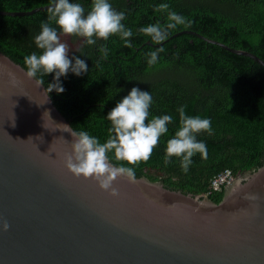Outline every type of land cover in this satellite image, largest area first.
<instances>
[{
	"label": "water",
	"instance_id": "1",
	"mask_svg": "<svg viewBox=\"0 0 264 264\" xmlns=\"http://www.w3.org/2000/svg\"><path fill=\"white\" fill-rule=\"evenodd\" d=\"M49 96L0 52V264H264V164L218 204L136 177L113 197L67 169L76 131Z\"/></svg>",
	"mask_w": 264,
	"mask_h": 264
},
{
	"label": "trees",
	"instance_id": "2",
	"mask_svg": "<svg viewBox=\"0 0 264 264\" xmlns=\"http://www.w3.org/2000/svg\"><path fill=\"white\" fill-rule=\"evenodd\" d=\"M79 2L90 8L91 0ZM111 3L118 11L126 12L125 23L134 33L130 38L132 47L113 37L108 41V58L101 59L99 46L103 41L88 46L83 38L69 36L78 45L71 55L84 59L89 71L79 77L71 72L66 78L61 77L65 91L59 95L48 92L49 95L76 132L88 131L104 142L109 126L105 117L117 102L133 87L151 91L152 114H170L174 123L169 125V133L161 138L150 159L134 166L135 177L184 194L207 195L212 202L220 203L225 189L212 190V182L220 173L231 170L236 179L256 172L264 164V67L205 39L250 52L264 61V0ZM160 3H168L185 16L189 26L173 31L162 45L159 62L149 66L146 54L160 46L152 44L138 29L165 22L166 13L155 10ZM50 4L51 0H0V11H31ZM47 17L48 10L22 17L0 15V52L26 69L25 56L40 51L34 37ZM184 31L191 33L176 36ZM42 78L47 89L54 73ZM181 105L186 106L188 115L212 121L211 133L203 132L198 137L206 143L207 155L194 156L188 172L181 169L175 158L167 166L163 159L166 141L179 127L177 108Z\"/></svg>",
	"mask_w": 264,
	"mask_h": 264
},
{
	"label": "clouds",
	"instance_id": "3",
	"mask_svg": "<svg viewBox=\"0 0 264 264\" xmlns=\"http://www.w3.org/2000/svg\"><path fill=\"white\" fill-rule=\"evenodd\" d=\"M155 10L166 13L165 22L158 21L138 29L152 44L160 46L146 54L149 66L159 62L160 54L164 51L162 45L169 40L172 32L181 26H189L186 17L171 9L168 3L156 5ZM126 18V12L114 8L111 0H91L89 9L79 0H51L47 20L41 23L40 31L34 37L40 51L24 58L26 76L42 86V77L54 73V80L47 84L46 91L62 94L65 88L61 77L66 78L70 72L79 77L87 74L89 68L80 56L70 55L69 47L61 41V36L83 38L88 46H96L103 41L99 51L101 59H107L110 53L108 41L113 37L118 38L124 46L132 47L130 38L134 33L127 27ZM153 104L151 91L133 87L105 117L109 126L104 142L85 130L72 132V153L65 158L67 169L75 177L93 180L101 190L118 197L119 190L114 186L117 179L124 177L134 180V166L150 159L161 138L169 133V125L174 123V117L170 114L153 115ZM177 112L179 127L167 139L163 159L167 166L175 158L181 169L188 172L194 156L207 155V145L198 137L203 132L211 133L212 121L199 115H188L184 105L179 106ZM113 157L122 163H114ZM9 227L7 221L3 222L4 231H8Z\"/></svg>",
	"mask_w": 264,
	"mask_h": 264
},
{
	"label": "built area",
	"instance_id": "4",
	"mask_svg": "<svg viewBox=\"0 0 264 264\" xmlns=\"http://www.w3.org/2000/svg\"><path fill=\"white\" fill-rule=\"evenodd\" d=\"M235 180L231 170H226L220 173L212 182V190L222 192L229 184ZM207 197V195L205 196Z\"/></svg>",
	"mask_w": 264,
	"mask_h": 264
},
{
	"label": "rangeland",
	"instance_id": "5",
	"mask_svg": "<svg viewBox=\"0 0 264 264\" xmlns=\"http://www.w3.org/2000/svg\"><path fill=\"white\" fill-rule=\"evenodd\" d=\"M61 41L67 43V45H68V47H69L70 55H71L72 53H74V52L78 49V45H77V44H74V43L71 41V39H70L69 36H63V35H62V36H61ZM204 199H205V198H204Z\"/></svg>",
	"mask_w": 264,
	"mask_h": 264
},
{
	"label": "flooded vegetation",
	"instance_id": "6",
	"mask_svg": "<svg viewBox=\"0 0 264 264\" xmlns=\"http://www.w3.org/2000/svg\"><path fill=\"white\" fill-rule=\"evenodd\" d=\"M241 177H246L245 175H243V176H241ZM238 178L239 177H237L236 179H235V181L230 185V186H228L226 189H225V196L234 188V186L236 185V183H237V180H238ZM206 200H210V199H206Z\"/></svg>",
	"mask_w": 264,
	"mask_h": 264
}]
</instances>
